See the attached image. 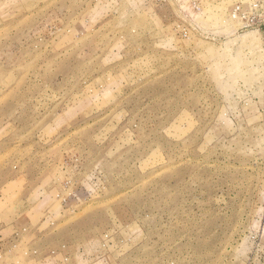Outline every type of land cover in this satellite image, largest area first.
Here are the masks:
<instances>
[{
	"label": "rangeland",
	"instance_id": "obj_1",
	"mask_svg": "<svg viewBox=\"0 0 264 264\" xmlns=\"http://www.w3.org/2000/svg\"><path fill=\"white\" fill-rule=\"evenodd\" d=\"M261 2L0 0V260L264 264Z\"/></svg>",
	"mask_w": 264,
	"mask_h": 264
},
{
	"label": "crops",
	"instance_id": "obj_2",
	"mask_svg": "<svg viewBox=\"0 0 264 264\" xmlns=\"http://www.w3.org/2000/svg\"><path fill=\"white\" fill-rule=\"evenodd\" d=\"M3 223H0L2 228H6L8 226V224H6L4 221H1ZM30 245L28 240H22L21 242L18 243L17 246H22L23 252L19 255L16 256V258H11V259H6V257L4 258V261L0 260L1 263L0 264H67L68 260L65 259V257L59 256V255H45L43 256L42 254H36V251H33L32 253H30ZM29 247V248H26ZM26 249H28V251L26 252ZM11 251H8V254ZM2 258V257H1ZM0 258V259H1Z\"/></svg>",
	"mask_w": 264,
	"mask_h": 264
},
{
	"label": "built area",
	"instance_id": "obj_3",
	"mask_svg": "<svg viewBox=\"0 0 264 264\" xmlns=\"http://www.w3.org/2000/svg\"><path fill=\"white\" fill-rule=\"evenodd\" d=\"M263 4H264V0H262L261 3L253 4V5L251 6V8H252V10H253L254 12H256V11H258V10H260V9L262 8V5H263ZM232 16H233V17H241L242 19L245 18V15H244V13L242 12L240 6H237V7L235 8V10L233 11V15H232Z\"/></svg>",
	"mask_w": 264,
	"mask_h": 264
}]
</instances>
